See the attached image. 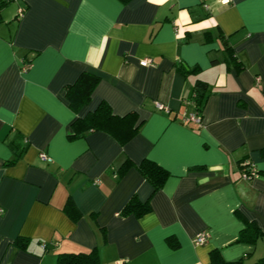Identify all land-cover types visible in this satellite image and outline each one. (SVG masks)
<instances>
[{
	"label": "crops",
	"instance_id": "1",
	"mask_svg": "<svg viewBox=\"0 0 264 264\" xmlns=\"http://www.w3.org/2000/svg\"><path fill=\"white\" fill-rule=\"evenodd\" d=\"M13 1L0 13V264H56L59 252L94 247L101 264H208L212 249L242 264L264 258V0ZM82 72L99 80L75 112L65 87ZM197 78L201 126L182 121ZM101 101L137 114L127 143L104 130L69 137ZM127 158L171 175L152 193L135 165L118 178ZM243 159L258 177L241 178ZM134 194L150 211L121 215ZM250 223L260 234L238 241ZM19 236L26 250L13 244Z\"/></svg>",
	"mask_w": 264,
	"mask_h": 264
},
{
	"label": "trees",
	"instance_id": "2",
	"mask_svg": "<svg viewBox=\"0 0 264 264\" xmlns=\"http://www.w3.org/2000/svg\"><path fill=\"white\" fill-rule=\"evenodd\" d=\"M11 0L0 1V13L4 6H6ZM127 2L128 0H121ZM24 11V8H23ZM19 17V13L15 15V19ZM1 20V16H0ZM176 69L183 74L193 72L196 68H188L186 66L177 64ZM99 77L90 72H82L75 82L65 87V98L68 101L69 107L77 112L83 105L87 104L91 98V93L96 86ZM206 83L205 81L197 78L191 93L185 98L184 101H191L194 110L201 112L203 110L206 101ZM187 123V122H186ZM140 124H137V114L135 112H129L124 115L114 114L110 105L106 101H101L95 110L88 112L84 117H77L73 124V133L70 134V138H80L85 136L88 132L96 130H104L118 140L121 144L127 143L134 135L139 131ZM264 152V149H262ZM243 159L239 165L241 170L246 166ZM135 165L142 176L152 186V193L160 190L171 173L162 165L150 158L142 159L138 164H135L132 160L127 158L118 168V178L122 176L125 171ZM63 209L74 220L80 217V212L77 210L74 203L68 200ZM151 209L149 200L141 201L136 194L132 195L126 202L120 214L127 216L130 214L139 217ZM250 231L242 230L237 238L238 241L245 243H253L256 237L260 234L259 228L250 223ZM171 239V238H169ZM13 244L18 249L26 250L28 239L23 236L17 237ZM46 250L45 248H43ZM56 264H101L96 247L88 251L79 252H59L57 254ZM208 264H242V258L227 261L225 260L219 249H212L210 251V261ZM255 264H264V258L256 261Z\"/></svg>",
	"mask_w": 264,
	"mask_h": 264
},
{
	"label": "built area",
	"instance_id": "3",
	"mask_svg": "<svg viewBox=\"0 0 264 264\" xmlns=\"http://www.w3.org/2000/svg\"><path fill=\"white\" fill-rule=\"evenodd\" d=\"M22 12H23V8L20 7L18 9V13L21 14ZM151 62L152 61L150 58H143L140 60L141 65H147ZM29 65L30 64L28 62H25V63H23L21 69L26 70L29 67ZM155 106L159 110L169 111V107L163 103L155 102ZM182 121L185 123L186 122L187 123H193V124H196L198 126H201V124H202L201 112H198L196 110H194L192 112H185L182 116ZM39 157H40V159H42L43 161H46V162L52 161V158L49 155H47L45 152H40ZM245 164H246V166L243 168V170H241V175H240L241 178H243L245 180H251V179L259 176V170L257 169L256 165L253 162L247 160V161H245ZM208 237H209L208 231H206V230L201 231L193 237V243L195 245H201L207 241ZM42 248H46V245L42 244Z\"/></svg>",
	"mask_w": 264,
	"mask_h": 264
},
{
	"label": "rangeland",
	"instance_id": "4",
	"mask_svg": "<svg viewBox=\"0 0 264 264\" xmlns=\"http://www.w3.org/2000/svg\"><path fill=\"white\" fill-rule=\"evenodd\" d=\"M1 1V0H0ZM3 1V0H2ZM12 2H14L13 0H11ZM9 2L5 7H4V9H5V13L6 12H9V13H12L15 9H14V4L12 3V2ZM3 9V10H4Z\"/></svg>",
	"mask_w": 264,
	"mask_h": 264
},
{
	"label": "clouds",
	"instance_id": "5",
	"mask_svg": "<svg viewBox=\"0 0 264 264\" xmlns=\"http://www.w3.org/2000/svg\"><path fill=\"white\" fill-rule=\"evenodd\" d=\"M220 4L227 5L229 3V0H218Z\"/></svg>",
	"mask_w": 264,
	"mask_h": 264
}]
</instances>
